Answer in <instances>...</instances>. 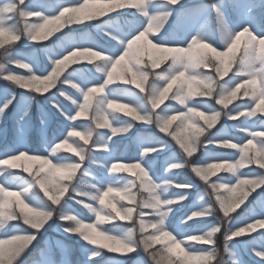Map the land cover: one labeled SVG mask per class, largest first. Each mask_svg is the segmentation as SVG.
<instances>
[{
  "label": "snow or ice",
  "instance_id": "6c2138e0",
  "mask_svg": "<svg viewBox=\"0 0 264 264\" xmlns=\"http://www.w3.org/2000/svg\"><path fill=\"white\" fill-rule=\"evenodd\" d=\"M0 49V264H264V0H0Z\"/></svg>",
  "mask_w": 264,
  "mask_h": 264
},
{
  "label": "rangeland",
  "instance_id": "374dc122",
  "mask_svg": "<svg viewBox=\"0 0 264 264\" xmlns=\"http://www.w3.org/2000/svg\"><path fill=\"white\" fill-rule=\"evenodd\" d=\"M45 2H48V3H54L55 0H45ZM30 22H35V18H31V21ZM87 31V30H86ZM20 50L22 51H31L32 49L29 48V47H26L24 46L23 44L20 45ZM4 49H0V53H3ZM17 71H21L20 69H16ZM3 82L0 81V84H2ZM54 91V90H53ZM35 119H38V117L36 115H33L32 118H31V121L30 123L31 124H35ZM39 120V119H38ZM4 130L6 132V139H7V136H8V130H7V125H4ZM143 131V130H141ZM39 133V131H38ZM113 139H116L115 137ZM8 142H11L12 139H7ZM123 145L121 146L120 144L117 143V153L116 155L118 156H125V157H132L134 156L133 154L135 153H129L130 152V147H132L130 145V142L128 140H123ZM3 144H4V141L3 140H0V148L3 147ZM125 145H128L129 147L127 148V150L125 149ZM133 148V147H132ZM70 155V154H69ZM125 162H130L129 160H126ZM30 165L33 164L34 162H28ZM18 171L22 176H25V177H28V175L26 173H24L22 170H16ZM251 199V198H250ZM191 203V201L189 202ZM188 211V208L187 206H185V208L183 209V212H187ZM183 212L181 213H178L177 214V219H179V216L183 214ZM112 225H108V227H111ZM257 231H264L262 229H258ZM251 235H255V233H252ZM57 240H61V241H64L65 244H67L69 247L73 248L74 250L78 247L77 245V241L74 239V238H69V237H66L64 235H62L58 230H57V227L55 224L52 225V227L48 228V230L46 232L43 233V235L40 237V242L39 244L35 245V248H39L41 246H43L45 244L46 241H51L53 242V244L55 243V241ZM157 247H160V245H157ZM35 248L33 249V251H35ZM74 253H76L75 251L73 252V256H74ZM117 254H112V253H109L107 256L108 259L113 257V256H116ZM140 255H143V253H140ZM72 256V259L73 260H78V259H74V257ZM25 258V259H24ZM28 257L27 256H23L21 258V261H20V264H23V261L27 260ZM57 259H59V257L57 256ZM133 259H135V256H133ZM245 259H249L251 260L252 257L248 256L247 254L245 255ZM258 259V258H257ZM127 264H131V260L127 261Z\"/></svg>",
  "mask_w": 264,
  "mask_h": 264
},
{
  "label": "trees",
  "instance_id": "16d2710c",
  "mask_svg": "<svg viewBox=\"0 0 264 264\" xmlns=\"http://www.w3.org/2000/svg\"><path fill=\"white\" fill-rule=\"evenodd\" d=\"M192 2L191 0H188V3ZM51 39H55V37H52ZM48 42H46L47 44ZM7 46V45H6ZM31 128L28 132V137H29V140L30 141H35L37 138H38V131H39V120L38 119H35V124H31ZM7 129H8V136L10 138H13L14 137V131H13V124H12V120L9 119L8 123H7ZM118 144H121L120 141L117 142ZM184 174L181 175L180 178H184L183 176ZM77 254V253H76Z\"/></svg>",
  "mask_w": 264,
  "mask_h": 264
}]
</instances>
